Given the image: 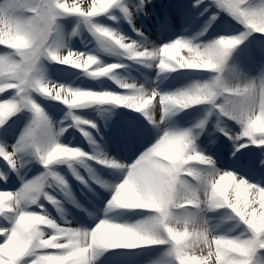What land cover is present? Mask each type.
I'll return each instance as SVG.
<instances>
[{
  "label": "rangeland",
  "instance_id": "obj_1",
  "mask_svg": "<svg viewBox=\"0 0 264 264\" xmlns=\"http://www.w3.org/2000/svg\"><path fill=\"white\" fill-rule=\"evenodd\" d=\"M1 164L0 264H264V0H0Z\"/></svg>",
  "mask_w": 264,
  "mask_h": 264
},
{
  "label": "bare ground",
  "instance_id": "obj_2",
  "mask_svg": "<svg viewBox=\"0 0 264 264\" xmlns=\"http://www.w3.org/2000/svg\"><path fill=\"white\" fill-rule=\"evenodd\" d=\"M87 1L88 0H79V2H81L82 4H85V3H87ZM153 29H155V28H153ZM156 31V30H155ZM187 30H183V29H181L180 30V32L182 33V34H185V32H186ZM151 41H152V39H150ZM61 42H62V45L63 46H68V44H66L65 43V40L62 38V40H61ZM149 49H151V48H148V50L147 51H145L146 53H147V55L144 53V55H143V57H145V55L146 56H152V55H150L151 54V52L153 51V49H152V51L150 50L149 51ZM71 50V49H70ZM157 98H158V96L156 95V94H154V92H150V93H148V97H147V106H152V105H154L155 104V102H156V100H157ZM23 133V130H20V132H19V134H18V138L15 140V141H19V138H20V136H21V134ZM7 148H8V146L6 145V148H5V151H7ZM10 148V147H9ZM134 153H136V151H134L133 152V150H128V152H126V156L128 155V156H131V154H134ZM110 154H117V155H121V152L119 151V153L116 151V153H110ZM105 155V154H104ZM109 155V154H108ZM123 155V154H122ZM105 156H107V155H105ZM114 160L111 162V166L113 167V168H115V169H119V170H116V171H114L113 172V174H111V178H113V179H118V178H120V169H121V162H120V160H118L116 157H112ZM1 166V170H4L5 169V165H3V164H1L0 165ZM5 166V167H4ZM6 169H7V167H6ZM15 176V175H14ZM13 176V177H14ZM1 179H4L3 178V175H2V173H1V171H0V203H4V209L6 210V212L7 211H13L12 209H13V201H12V194L11 193H7V194H2L1 193V191H3V192H5L6 190H9V188L8 187H10V186H12L13 185V180L11 179V180H9V178L6 176V178H5V181L2 183V181H1ZM125 183H123V185H124ZM4 196H5V198H4ZM93 196V195H92ZM91 196V197H92ZM106 197V196H105ZM96 200V201H95ZM103 201V200H102ZM90 203L91 204V202H89V200H87L86 202H85V206L88 204V203ZM99 202H101V199H99L98 198V195H95V196H93L92 197V205H93V207H85V208H87L86 209V213H85V217H86V221L88 222V224H93L94 222L92 221L94 218H95V211H96V209H97V205H98V203ZM104 202V201H103ZM97 203V204H96ZM96 206V207H95ZM115 204L114 203H111V204H108V206H107V210H106V214H105V216H108V215H110V213H117V208L115 209ZM16 209H18L17 207H16ZM16 211V210H15ZM92 221V222H91ZM96 223V222H95ZM102 223H104V224H108V223H105V217H104V219H102V221L100 222V223H98V224H93V226L91 227V231H90V235L93 237V239H95V242H97V245L99 246L100 245V247L103 245V243H102V241L103 240H105V237H106V235H105V232H104V229H103V226H101L102 225ZM0 237H1V234H0ZM8 246H10L9 244H7V245H0V249H4V250H0V253H2V254H4V252H5V250H6V248L8 247ZM99 254H100V251H97ZM87 256V255H86ZM86 256H84V258L86 257ZM84 264H86V263H84Z\"/></svg>",
  "mask_w": 264,
  "mask_h": 264
}]
</instances>
